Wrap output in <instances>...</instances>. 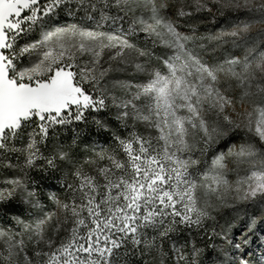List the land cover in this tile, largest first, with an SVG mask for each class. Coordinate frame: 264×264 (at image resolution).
<instances>
[{
	"label": "snow or ice",
	"instance_id": "snow-or-ice-1",
	"mask_svg": "<svg viewBox=\"0 0 264 264\" xmlns=\"http://www.w3.org/2000/svg\"><path fill=\"white\" fill-rule=\"evenodd\" d=\"M0 264H264V0H0Z\"/></svg>",
	"mask_w": 264,
	"mask_h": 264
}]
</instances>
